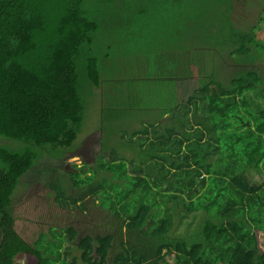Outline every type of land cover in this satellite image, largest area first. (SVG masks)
I'll list each match as a JSON object with an SVG mask.
<instances>
[{"label": "trees", "instance_id": "trees-1", "mask_svg": "<svg viewBox=\"0 0 264 264\" xmlns=\"http://www.w3.org/2000/svg\"><path fill=\"white\" fill-rule=\"evenodd\" d=\"M40 1L0 0V138L67 148L83 122L74 62L82 45L93 40L96 24L78 10L82 0H72V9L55 23ZM41 35L54 38L45 57L37 44ZM229 38L236 59L251 66L264 60V39L239 28ZM86 68L87 81L97 86L92 61ZM211 79L188 97L186 116L176 115L186 119L180 142L186 151L178 158L167 156L170 170L162 171V183L155 182L153 189L145 177L135 176V191L141 187L134 212L118 219L113 234L81 236L67 228L71 245L64 248L63 260L60 253L54 257L59 264H107L111 253L112 264H169V257L172 264H264L254 237L255 231L264 234L263 78L252 69L228 84ZM35 160L29 148L0 147V264H15L24 253L33 254L37 264H53L47 251L19 236L10 213L11 196ZM251 172L262 182L250 178ZM177 219H186V230L175 235ZM73 242L78 255L69 258Z\"/></svg>", "mask_w": 264, "mask_h": 264}, {"label": "rangeland", "instance_id": "rangeland-1", "mask_svg": "<svg viewBox=\"0 0 264 264\" xmlns=\"http://www.w3.org/2000/svg\"><path fill=\"white\" fill-rule=\"evenodd\" d=\"M71 1L41 0L39 7L55 23L72 9ZM78 10L96 24V30L74 62L83 105L76 140L67 148H38L0 138V147L14 152L29 148L36 156L11 196L10 213L19 236L47 251L53 264L65 256L67 228L92 237L118 230V219L135 209L141 187L135 191V176L145 177L153 189L155 182L162 183V171L170 169L167 156L178 158V152L186 151L180 144L182 135L165 134V129H182L179 124H165L164 113L168 120H177L178 112L185 117V97L202 85L203 78L214 76L217 83L228 84L238 73L255 69L264 82V60L251 66L236 59L230 54L229 38L239 28L264 39V0H82ZM49 42L54 38H37L44 57ZM88 61L98 71L97 86L87 81ZM179 84L181 94L175 92ZM191 117L192 113L194 123ZM150 121L158 122L156 131L164 134L163 139L160 132H144ZM250 178L262 182L253 172ZM92 188L94 194L89 192ZM175 222L172 233H184L186 219ZM121 231L127 233L124 225ZM254 237L264 252V234L255 231ZM75 245L69 258L78 255ZM58 253L61 258H54ZM112 254L107 264H112ZM172 259L168 258L169 264ZM15 264H37V258L20 254Z\"/></svg>", "mask_w": 264, "mask_h": 264}, {"label": "crops", "instance_id": "crops-1", "mask_svg": "<svg viewBox=\"0 0 264 264\" xmlns=\"http://www.w3.org/2000/svg\"><path fill=\"white\" fill-rule=\"evenodd\" d=\"M179 83V82H178ZM180 84L178 85V91L176 90L175 92L177 93L178 92V94H181V88H180ZM185 95V94H184ZM178 96V95H177ZM186 96V95H185ZM181 98V97H180ZM186 99H185V103H186V101H187V97H185ZM169 119V117L167 116V114L166 113H164V116H163V119L162 120H167L166 121V123L165 124H167V122H168V124H179V129H181V124L184 122H182V120H181V118H179L178 120H175L174 121V119H171V120H168ZM160 127L158 126V122H155V121H150L149 123H148V127H147V129L144 131L145 133H147L148 131L149 132H152V131H154V132H156V134L157 133H159L160 135H161V139H163L162 138V136L164 135L163 133H161V131H156L157 129H159ZM181 131L182 130H180L179 132H176V133H172V132H166V129L164 130V132H165V134L167 135V136H169L170 134H171V136L172 137H180L181 138V135H182V133H181ZM184 131H186V128L184 129ZM186 133V132H185ZM184 136H185V138H184V141H186V135L184 134ZM135 138H136V135H135ZM182 139V138H181ZM147 140H149L148 138H147ZM152 170H156V168H152ZM170 170V169H169Z\"/></svg>", "mask_w": 264, "mask_h": 264}]
</instances>
